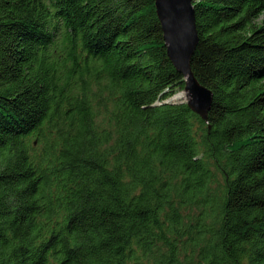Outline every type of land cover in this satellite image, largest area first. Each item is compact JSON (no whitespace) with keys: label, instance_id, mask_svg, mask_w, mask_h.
Instances as JSON below:
<instances>
[{"label":"trees","instance_id":"trees-1","mask_svg":"<svg viewBox=\"0 0 264 264\" xmlns=\"http://www.w3.org/2000/svg\"><path fill=\"white\" fill-rule=\"evenodd\" d=\"M185 102L153 0H0V264H264V0H192Z\"/></svg>","mask_w":264,"mask_h":264},{"label":"water","instance_id":"water-1","mask_svg":"<svg viewBox=\"0 0 264 264\" xmlns=\"http://www.w3.org/2000/svg\"><path fill=\"white\" fill-rule=\"evenodd\" d=\"M162 31L166 55L174 68L183 76L191 111L204 121L212 103V92L194 76L190 61L198 42L192 0H153Z\"/></svg>","mask_w":264,"mask_h":264},{"label":"rangeland","instance_id":"rangeland-1","mask_svg":"<svg viewBox=\"0 0 264 264\" xmlns=\"http://www.w3.org/2000/svg\"><path fill=\"white\" fill-rule=\"evenodd\" d=\"M255 22L257 25L264 23V12L260 13L257 16V18L255 19ZM186 100H187L186 93L183 89L177 91L174 95L166 99V101H169V102H185Z\"/></svg>","mask_w":264,"mask_h":264}]
</instances>
